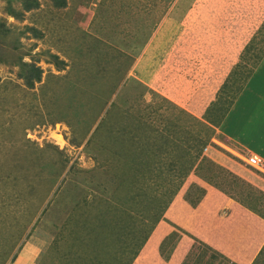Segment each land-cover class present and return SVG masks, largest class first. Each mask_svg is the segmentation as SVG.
Segmentation results:
<instances>
[{
  "label": "rangeland",
  "instance_id": "rangeland-1",
  "mask_svg": "<svg viewBox=\"0 0 264 264\" xmlns=\"http://www.w3.org/2000/svg\"><path fill=\"white\" fill-rule=\"evenodd\" d=\"M38 1L0 0V264H264V173L209 124L263 96L264 0Z\"/></svg>",
  "mask_w": 264,
  "mask_h": 264
},
{
  "label": "crops",
  "instance_id": "crops-1",
  "mask_svg": "<svg viewBox=\"0 0 264 264\" xmlns=\"http://www.w3.org/2000/svg\"><path fill=\"white\" fill-rule=\"evenodd\" d=\"M263 58L264 53L262 58L260 57L259 59L255 72H253V74H251V76H249L247 79H242L243 82L241 83V85H247L252 81L253 77L257 73L259 74V71H261V60ZM239 82L240 81H238L236 87L240 86ZM262 83L264 84V80L262 81ZM261 88H264V86ZM259 92H261V89L259 90ZM259 92L257 93L258 95H260ZM261 95L263 96H258L255 101L253 100V102H251L249 107L246 102L243 103L244 105L241 104V110L245 112L246 120H244L243 118L240 120L239 118V120L233 123L231 131H228V129H226L227 127H225L227 118L225 119L224 124H222L221 126L215 125L213 121L209 119V124H212V127L216 128V133L219 136L223 137L224 139H229L235 146L244 151V154L239 153V156L241 157L248 153H255L264 158V93ZM198 105H201V103H199ZM246 110H248L247 113ZM193 112H195V116L200 115L202 117L204 111H202L201 109V111L198 110ZM246 123L248 124V130L245 129ZM242 128L243 130L239 131ZM28 244L25 245L19 256L16 258L15 264H41L42 257H40L39 253L42 252V249H39L38 246L30 244V246H28Z\"/></svg>",
  "mask_w": 264,
  "mask_h": 264
},
{
  "label": "trees",
  "instance_id": "trees-1",
  "mask_svg": "<svg viewBox=\"0 0 264 264\" xmlns=\"http://www.w3.org/2000/svg\"><path fill=\"white\" fill-rule=\"evenodd\" d=\"M52 3L54 4V6L61 8V7H65L67 5V0H51ZM39 5V1L38 0H22V6H23V10L25 12L30 11L34 8H37ZM9 12L10 14H12L13 16L17 17L18 19L22 18V12H17L16 10L9 8ZM36 29L32 28V31L35 32ZM21 66L22 68V77L25 79L26 84L29 87H34L36 82L41 81L42 79V73L43 70L37 66H35L34 64H28V63H22ZM211 107L210 111L212 110ZM215 111V109H214ZM217 113V117L214 119V123L217 122L216 124L218 125L219 122H221L222 117L219 113H221V111L216 112ZM224 118V116H223ZM209 119V118H206Z\"/></svg>",
  "mask_w": 264,
  "mask_h": 264
},
{
  "label": "built area",
  "instance_id": "built-area-1",
  "mask_svg": "<svg viewBox=\"0 0 264 264\" xmlns=\"http://www.w3.org/2000/svg\"><path fill=\"white\" fill-rule=\"evenodd\" d=\"M242 159L247 163V165L255 167L260 171L264 172V158L255 154V153H248L242 156Z\"/></svg>",
  "mask_w": 264,
  "mask_h": 264
},
{
  "label": "clouds",
  "instance_id": "clouds-1",
  "mask_svg": "<svg viewBox=\"0 0 264 264\" xmlns=\"http://www.w3.org/2000/svg\"><path fill=\"white\" fill-rule=\"evenodd\" d=\"M242 158V157H241ZM255 168V167H254ZM257 169V168H256ZM258 171H260L259 169H257ZM261 173H264L263 171H260Z\"/></svg>",
  "mask_w": 264,
  "mask_h": 264
}]
</instances>
